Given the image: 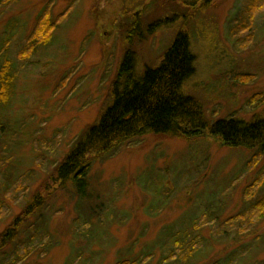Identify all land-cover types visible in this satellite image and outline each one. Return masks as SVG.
Listing matches in <instances>:
<instances>
[{
  "label": "rangeland",
  "instance_id": "1",
  "mask_svg": "<svg viewBox=\"0 0 264 264\" xmlns=\"http://www.w3.org/2000/svg\"><path fill=\"white\" fill-rule=\"evenodd\" d=\"M183 1L19 0L0 9V47L8 39L17 69L0 134V233L33 196L46 198L32 222L38 230L21 235L33 243L7 251L19 250L14 264H184L178 257L186 239H195L198 253L185 264L231 257L264 264V218L251 209L264 199V150L148 134L93 159L80 190L52 178L110 104L126 52L144 74L180 29L196 58L184 92L202 103L209 121L264 118V0L252 2L255 23L243 31L252 0ZM46 7L54 20L63 16L55 40L22 62L18 54ZM157 21L165 24L148 31ZM171 232L181 235L180 246Z\"/></svg>",
  "mask_w": 264,
  "mask_h": 264
},
{
  "label": "trees",
  "instance_id": "2",
  "mask_svg": "<svg viewBox=\"0 0 264 264\" xmlns=\"http://www.w3.org/2000/svg\"><path fill=\"white\" fill-rule=\"evenodd\" d=\"M18 1L0 0V9ZM255 1L249 2V13L238 30L251 29L255 23L253 17L258 8V5L253 4ZM196 2L197 0L183 1L186 6L192 7L197 5ZM61 19L63 16L54 20L47 7L43 9L18 58L22 62H29L39 48L52 44ZM162 24L165 23L162 21L152 23L148 31H155ZM136 25L137 23H133L125 35L127 45L132 43ZM7 42L8 39L3 41L0 47V134L5 128L3 116L10 107L17 81L16 62L10 58L5 48ZM195 61V55L191 51L190 34L185 28L180 29L159 65L147 68L144 74L136 73L134 53L127 51L111 88L110 104L56 168L53 180L60 185L71 183L80 190L88 181L93 159L108 154L125 142L148 134L186 139L209 137L234 149L264 150V118L250 122L228 118L212 123L207 118L202 103L184 92L186 82L194 74ZM254 187L255 185H252L247 189L246 195L249 197L254 195ZM45 203L46 198L33 196L24 212L16 216L0 233V257L3 259L0 264L15 263V257L20 255L19 250L14 251L12 255H8L7 251L16 244L19 246L23 243L22 246L26 247L33 243V239L31 242L28 240L27 244L21 242V235L26 227L27 232L38 230V221L32 222ZM3 208L4 204L0 201V217ZM251 209L254 214L257 212L264 218V199L253 204ZM176 233H168V236L180 246L181 235ZM182 244L181 254L184 255L177 257L185 264L198 253V248L195 239L192 241L186 239ZM171 257L174 255L171 254ZM235 260V257H231L224 263L214 264H234ZM118 264H141V260H124Z\"/></svg>",
  "mask_w": 264,
  "mask_h": 264
}]
</instances>
